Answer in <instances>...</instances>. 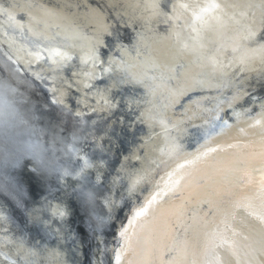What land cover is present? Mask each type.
Here are the masks:
<instances>
[{
  "label": "bare ground",
  "instance_id": "6f19581e",
  "mask_svg": "<svg viewBox=\"0 0 264 264\" xmlns=\"http://www.w3.org/2000/svg\"><path fill=\"white\" fill-rule=\"evenodd\" d=\"M35 36L53 46L36 52ZM0 80L43 121L48 148L44 166L19 171L18 199L0 193V264H117L120 231L150 197L140 236L171 243L181 194H153L168 190L179 165L192 171L186 162L202 146L217 148V162L193 172L207 177L208 193L247 191L229 188L235 177L218 169L247 168L259 180L264 0H0ZM215 116L226 126L202 139ZM204 198L185 201L199 200L203 223L189 217L176 229L191 248L218 223ZM233 227L244 231V219Z\"/></svg>",
  "mask_w": 264,
  "mask_h": 264
},
{
  "label": "snow or ice",
  "instance_id": "6c2138e0",
  "mask_svg": "<svg viewBox=\"0 0 264 264\" xmlns=\"http://www.w3.org/2000/svg\"><path fill=\"white\" fill-rule=\"evenodd\" d=\"M55 54L59 55V53ZM214 120L220 121V117L215 116ZM225 126V121L214 122L201 138L207 140ZM216 152L217 148L202 146L201 150L186 162L192 171L187 170L185 165H179L177 171L173 173L176 178L170 180L168 190L153 194L156 200L169 193L181 194L180 203L174 206L169 220L170 227L167 235L172 242L162 243L157 236L154 237V243H149L140 236L142 226L152 214L151 209L155 203L150 197L144 205L133 211L127 226L120 231L124 247L115 257L117 264H264V152L260 155L258 182L254 180L247 168L218 169L223 174L235 177L228 181L229 188L236 185L247 189L244 192L229 191L227 195L220 198H217L215 190L208 193L201 187L207 179L206 176L201 175L199 179L193 176V172L198 171L202 164L217 162L216 157L213 156ZM197 192L205 197L203 200L205 204L212 205L216 211L218 223L202 231L196 247L191 248L182 239L186 232H177L176 229L187 230L190 227L187 223L189 217L195 223H203L205 218L198 212L199 200L196 201L195 207H188L185 204V201L192 204V197ZM241 218L245 222L244 231H238L236 227H233ZM249 220H255L256 223L254 225L248 223ZM138 226L137 247H132L133 229H137ZM146 244L148 247H145ZM129 251L134 257L132 260L125 259ZM166 254L172 258L165 259Z\"/></svg>",
  "mask_w": 264,
  "mask_h": 264
},
{
  "label": "clouds",
  "instance_id": "9594fccd",
  "mask_svg": "<svg viewBox=\"0 0 264 264\" xmlns=\"http://www.w3.org/2000/svg\"><path fill=\"white\" fill-rule=\"evenodd\" d=\"M27 43L36 52H47L54 42L35 36L29 37ZM42 43L48 48L41 49ZM17 52L29 55L27 48L18 47ZM42 123L20 99L18 88L7 80H0V193L18 199L23 192L18 180L19 171L26 164H46L48 148L45 129L40 126ZM86 166L90 165L86 162Z\"/></svg>",
  "mask_w": 264,
  "mask_h": 264
}]
</instances>
